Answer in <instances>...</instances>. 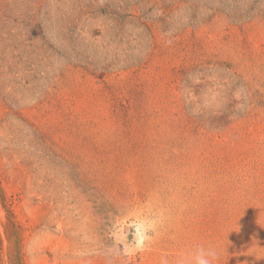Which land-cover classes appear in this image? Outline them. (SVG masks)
Instances as JSON below:
<instances>
[{
	"label": "rangeland",
	"instance_id": "obj_1",
	"mask_svg": "<svg viewBox=\"0 0 264 264\" xmlns=\"http://www.w3.org/2000/svg\"><path fill=\"white\" fill-rule=\"evenodd\" d=\"M264 264V0H0V264Z\"/></svg>",
	"mask_w": 264,
	"mask_h": 264
},
{
	"label": "clouds",
	"instance_id": "obj_2",
	"mask_svg": "<svg viewBox=\"0 0 264 264\" xmlns=\"http://www.w3.org/2000/svg\"><path fill=\"white\" fill-rule=\"evenodd\" d=\"M201 264H207V262L206 261H201Z\"/></svg>",
	"mask_w": 264,
	"mask_h": 264
}]
</instances>
